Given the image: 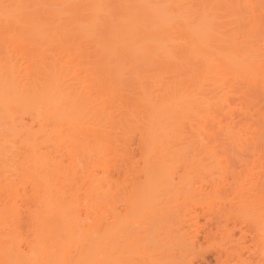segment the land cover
Returning <instances> with one entry per match:
<instances>
[{"label":"bare ground","instance_id":"obj_1","mask_svg":"<svg viewBox=\"0 0 264 264\" xmlns=\"http://www.w3.org/2000/svg\"><path fill=\"white\" fill-rule=\"evenodd\" d=\"M263 152L264 0H0V264H264Z\"/></svg>","mask_w":264,"mask_h":264},{"label":"rangeland","instance_id":"obj_2","mask_svg":"<svg viewBox=\"0 0 264 264\" xmlns=\"http://www.w3.org/2000/svg\"><path fill=\"white\" fill-rule=\"evenodd\" d=\"M39 6H42V8L44 7L41 4H38L37 7ZM27 119L28 118H26L25 120ZM28 121L29 120H27V122ZM19 128H20V125L18 126V129ZM18 138L17 140H19ZM131 138H133L132 144H134L132 145L133 147L132 149L135 152L133 150L132 151L134 152V155L136 154L135 156H133L132 160H135L136 158L138 159L137 155H139L138 151L140 147L138 146L139 145L138 143L136 144L137 136H132ZM263 155H264V152H263ZM134 157L136 158L134 159ZM255 183L260 185L261 179L255 180ZM162 192H164L163 194H166L168 191L165 189L160 190V193ZM149 210L150 209L148 208L144 211H141V214L142 215L143 213L148 214ZM20 212H23V210H20ZM197 217H199L200 223L204 222V216L202 212H199V214H197ZM20 224H22V222H20ZM229 224L232 225L233 223L230 221ZM237 225L239 227L238 223L236 224V226ZM26 226L28 229L25 228ZM20 227H23V228H20L21 230L20 229L18 230L20 233L19 234L16 233L18 234V237H20V239L18 238V241L20 242L19 247H21V249L23 248V250H25L26 252L28 251L27 253H29V249L27 250L28 246L26 245L27 242L25 241V238L23 237H25L26 235H30L31 230L26 223L24 224V226L21 225ZM199 227H198L199 229L198 232H196L197 230L195 231L194 228L190 229V233L195 235L197 240L195 241L192 248L191 247L185 248L181 256H178L179 257V259L177 258L178 260H173L172 258H170V256L161 257L160 255H158L157 252L153 250V242H148L143 245L147 248V252L145 254L138 255V254L131 252V253H128V256L126 257L123 256L122 260L126 264H176L177 261H178V264H187V263H192V264H244L237 260L236 255H241L244 259H246L249 262V264H256L257 262H259L257 257L255 256V252L257 250L256 245H255L256 236L253 232L250 233L247 231L248 226L242 225L241 227H239V229L238 227H235L233 230V234L235 235L231 241L226 240L225 237L218 232L215 233V235H213L212 237H207L204 231L200 230ZM28 231H30V233H28ZM75 243L77 244L75 245ZM79 244L81 245V242L78 243V240L77 241L75 240L74 247L76 246L75 248H78ZM75 248H73L75 251L72 252V254H74L77 251ZM124 253H127V252L124 251Z\"/></svg>","mask_w":264,"mask_h":264}]
</instances>
